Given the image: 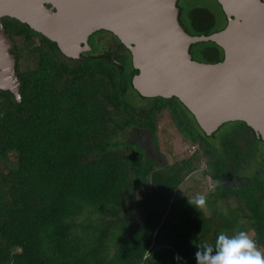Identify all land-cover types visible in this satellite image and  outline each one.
I'll use <instances>...</instances> for the list:
<instances>
[{"label": "trees", "instance_id": "1", "mask_svg": "<svg viewBox=\"0 0 264 264\" xmlns=\"http://www.w3.org/2000/svg\"><path fill=\"white\" fill-rule=\"evenodd\" d=\"M213 1L215 12L179 6L188 33L226 27ZM1 21L21 99L0 92V264H176L177 253L196 264L200 246L240 231H252L264 252V147L252 128L227 122L207 135L178 98L141 96L131 53L111 32L93 34L91 50L74 59L27 24ZM101 34L111 38L107 46ZM191 53L200 62L224 58L210 41ZM28 56L36 67L22 69ZM131 89L145 102L130 100ZM163 111L195 147L191 156L173 163L153 156ZM145 131L153 152L139 138ZM203 157L202 178L214 185L207 214L178 194Z\"/></svg>", "mask_w": 264, "mask_h": 264}, {"label": "water", "instance_id": "2", "mask_svg": "<svg viewBox=\"0 0 264 264\" xmlns=\"http://www.w3.org/2000/svg\"><path fill=\"white\" fill-rule=\"evenodd\" d=\"M227 25L192 35L180 22L179 0H0V92L20 101L13 43L2 18H15L57 43L69 58L90 51L98 31L130 51L132 86L143 97L178 98L207 135L242 121L264 141V1L217 0ZM210 41L220 62L193 59L191 46Z\"/></svg>", "mask_w": 264, "mask_h": 264}, {"label": "rangeland", "instance_id": "3", "mask_svg": "<svg viewBox=\"0 0 264 264\" xmlns=\"http://www.w3.org/2000/svg\"><path fill=\"white\" fill-rule=\"evenodd\" d=\"M181 2V5H184L185 7L190 9L194 6H203L209 8L212 12H215L214 8L216 7V5L213 0H181ZM101 36L100 37L102 39H105V46H107L109 44V40L111 41V38L107 34H101ZM36 61L37 60L32 56L26 57L21 62L22 69L35 68ZM127 97L130 100H136L137 102H145L143 100H140L136 92L132 89L127 92ZM156 125L158 138L157 144L159 147L156 154L162 157L165 162L173 163L182 158L189 157L192 153H194L195 147H192L193 145H191L179 134L167 111H163L156 116ZM154 153L155 150L153 154ZM263 153L264 151L261 149V157ZM158 156L156 157L158 158ZM262 159L264 160V157H262ZM202 160L203 162L200 166L199 171L197 170L193 174L189 175L182 183L178 192L179 195L188 194L191 198L193 197L194 199L197 194H201L206 197L210 190H213L214 185L210 183L211 181H209L207 178H202V170L206 168L205 161L207 160V158L203 157ZM230 181L238 182L235 177H231ZM217 207L220 208L222 206L218 204ZM202 208L204 209L206 214L210 210V208L206 204ZM246 233L256 241L252 231H246ZM256 244L258 250L262 252L263 249L261 246H258L257 241Z\"/></svg>", "mask_w": 264, "mask_h": 264}, {"label": "clouds", "instance_id": "4", "mask_svg": "<svg viewBox=\"0 0 264 264\" xmlns=\"http://www.w3.org/2000/svg\"><path fill=\"white\" fill-rule=\"evenodd\" d=\"M189 202L199 209L206 204V197L197 194ZM195 259L196 264H264V252L258 250L254 239L240 231L231 237L221 233L214 245L200 246ZM174 260L176 264H187L179 253Z\"/></svg>", "mask_w": 264, "mask_h": 264}, {"label": "flooded vegetation", "instance_id": "5", "mask_svg": "<svg viewBox=\"0 0 264 264\" xmlns=\"http://www.w3.org/2000/svg\"><path fill=\"white\" fill-rule=\"evenodd\" d=\"M264 1V0H263ZM181 4H182V2H181V0H179V6H181ZM101 36V35H100ZM102 37V36H101ZM100 37V38H101ZM91 38V37H90ZM89 38V39H90ZM12 51V50H11ZM82 55V54H81ZM138 134H139V138L143 141V145L145 146V148H149V150L150 151H152L153 152V149H155V145H153L152 144V141H151V139H150V137H149V133L148 132H138ZM262 142H263V147H264V141L262 140ZM193 147V146H192ZM151 152V153H152ZM153 154V153H152ZM153 156L154 157H156L157 156V154H156V151H155V154H153ZM262 157H264V153L262 154ZM158 160L159 161H161V160H163L162 159V157H160V156H158Z\"/></svg>", "mask_w": 264, "mask_h": 264}]
</instances>
